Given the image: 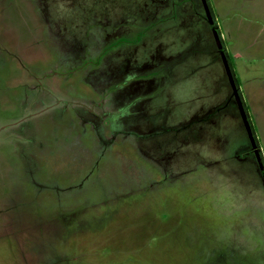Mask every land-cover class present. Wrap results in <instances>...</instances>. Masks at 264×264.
Listing matches in <instances>:
<instances>
[{"label": "rangeland", "instance_id": "rangeland-1", "mask_svg": "<svg viewBox=\"0 0 264 264\" xmlns=\"http://www.w3.org/2000/svg\"><path fill=\"white\" fill-rule=\"evenodd\" d=\"M205 2L0 0V264H264V0Z\"/></svg>", "mask_w": 264, "mask_h": 264}, {"label": "crops", "instance_id": "crops-1", "mask_svg": "<svg viewBox=\"0 0 264 264\" xmlns=\"http://www.w3.org/2000/svg\"><path fill=\"white\" fill-rule=\"evenodd\" d=\"M249 3H250V5H249ZM249 3L247 2V8H249L250 15H251V19H250L251 21H249V22H254L256 20L257 16L263 18V0H249ZM246 12H248V11H246ZM212 24H213V21H212ZM251 29L253 30L254 36L252 37V39H249L247 41V43H248V48L247 49L248 50H244V51H245L246 57L249 56V57H251L250 59H257V58H253V57H254L255 54H257V53L259 54L258 48L260 46H263V42L259 43V41H260L259 35L263 36L264 35V33H263L264 30H263V28L259 29V27H258V30L254 29V28H251ZM214 32H216V31L214 30ZM216 34H217V32H216ZM257 39H258V43H256ZM220 48H221V44H220ZM220 48H218L219 51H220ZM242 55H244L243 52L239 53V52L236 51V55L235 54L232 55L233 60L237 61V60L243 59Z\"/></svg>", "mask_w": 264, "mask_h": 264}, {"label": "water", "instance_id": "water-1", "mask_svg": "<svg viewBox=\"0 0 264 264\" xmlns=\"http://www.w3.org/2000/svg\"><path fill=\"white\" fill-rule=\"evenodd\" d=\"M202 4H203V7H204V10H205L206 17H207L208 21L210 23H212L211 16H210V13H209V10H208V7H207V4H206L205 0H202ZM213 34L215 36L217 47L220 48V43H219V39H218V36H217L216 32H213ZM221 58H222V61H223V64H224V69H225L226 74H227V76L229 78L230 85H231V87L233 89V92H234V95H235V98H236V101H237V105H238L239 111L241 113V117L243 119L244 125L246 127V130H247L248 134L250 135L251 131H250L249 126H248V124H247V122L245 120V115L243 113V110H242V107H241V103H240L239 99L237 98V91H236V88H235V85H234V82H233V79H232V76H231L227 61L225 60V57L223 56V54H221ZM251 145H252L253 148H255V144H254L253 140H251Z\"/></svg>", "mask_w": 264, "mask_h": 264}, {"label": "clouds", "instance_id": "clouds-1", "mask_svg": "<svg viewBox=\"0 0 264 264\" xmlns=\"http://www.w3.org/2000/svg\"><path fill=\"white\" fill-rule=\"evenodd\" d=\"M240 239H241V242H245L246 239H247V241L251 242V240H252L251 232L246 230L244 235Z\"/></svg>", "mask_w": 264, "mask_h": 264}]
</instances>
